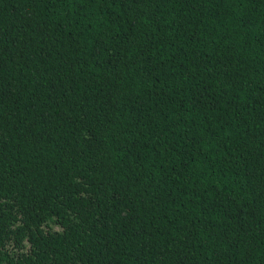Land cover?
Returning <instances> with one entry per match:
<instances>
[{"label":"trees","instance_id":"16d2710c","mask_svg":"<svg viewBox=\"0 0 264 264\" xmlns=\"http://www.w3.org/2000/svg\"><path fill=\"white\" fill-rule=\"evenodd\" d=\"M0 264H264V0H0Z\"/></svg>","mask_w":264,"mask_h":264}]
</instances>
